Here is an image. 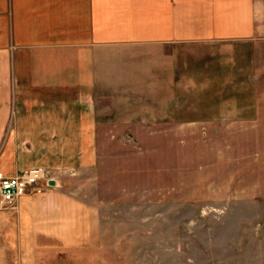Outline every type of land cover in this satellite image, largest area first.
Listing matches in <instances>:
<instances>
[{
	"label": "crops",
	"instance_id": "obj_1",
	"mask_svg": "<svg viewBox=\"0 0 264 264\" xmlns=\"http://www.w3.org/2000/svg\"><path fill=\"white\" fill-rule=\"evenodd\" d=\"M214 42L217 76L199 82L232 107L191 118L179 102L197 80L178 53ZM260 53L264 0H0V172L49 175L0 209V264H67L96 247L99 209L65 181L98 166L100 132L216 130L232 156L224 187L264 197ZM204 168L193 195H215Z\"/></svg>",
	"mask_w": 264,
	"mask_h": 264
},
{
	"label": "rangeland",
	"instance_id": "obj_2",
	"mask_svg": "<svg viewBox=\"0 0 264 264\" xmlns=\"http://www.w3.org/2000/svg\"><path fill=\"white\" fill-rule=\"evenodd\" d=\"M218 49L214 42L179 51V61L190 64L197 80L194 98L180 101L184 107L179 113L187 108L189 117L198 118L215 113L219 104L232 107L233 101L208 99L217 84L205 88L199 82L203 73L216 78ZM225 55L228 59L230 53ZM258 82V91L264 90V77ZM202 134L185 128L98 133V166L65 183L97 205L99 241L67 264H264V197L240 199L224 187L233 173L232 156L223 157L220 132L209 131L206 139ZM164 143L166 147H159ZM203 165L215 195L207 189L193 195L200 189L196 177ZM43 171L48 182V172ZM189 173L194 176L191 189Z\"/></svg>",
	"mask_w": 264,
	"mask_h": 264
},
{
	"label": "built area",
	"instance_id": "obj_3",
	"mask_svg": "<svg viewBox=\"0 0 264 264\" xmlns=\"http://www.w3.org/2000/svg\"><path fill=\"white\" fill-rule=\"evenodd\" d=\"M44 179L45 172L38 167L13 177H7L0 172V209L11 207L19 197L34 190Z\"/></svg>",
	"mask_w": 264,
	"mask_h": 264
}]
</instances>
